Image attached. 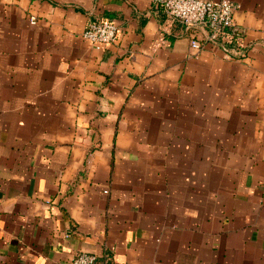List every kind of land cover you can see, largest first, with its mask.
Returning <instances> with one entry per match:
<instances>
[{
  "label": "crops",
  "instance_id": "1",
  "mask_svg": "<svg viewBox=\"0 0 264 264\" xmlns=\"http://www.w3.org/2000/svg\"><path fill=\"white\" fill-rule=\"evenodd\" d=\"M230 1L240 50L153 0H0V264H264V0Z\"/></svg>",
  "mask_w": 264,
  "mask_h": 264
},
{
  "label": "built area",
  "instance_id": "2",
  "mask_svg": "<svg viewBox=\"0 0 264 264\" xmlns=\"http://www.w3.org/2000/svg\"><path fill=\"white\" fill-rule=\"evenodd\" d=\"M167 15L169 24L174 21L183 23L188 28H206L209 41L222 45L235 44L240 50L245 47V31L235 21L236 5L230 0H153ZM35 24L37 18L30 17ZM168 27V26H167ZM83 37L97 49L115 43L119 38V27L109 19L92 21L86 27ZM195 49L202 47V42L195 38L191 41ZM107 192V191H106ZM71 264H100L95 254L80 252Z\"/></svg>",
  "mask_w": 264,
  "mask_h": 264
}]
</instances>
